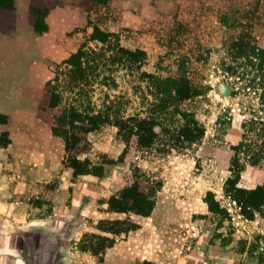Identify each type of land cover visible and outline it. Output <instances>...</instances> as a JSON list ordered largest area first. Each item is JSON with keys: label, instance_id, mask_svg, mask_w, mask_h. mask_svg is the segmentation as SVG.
I'll return each instance as SVG.
<instances>
[{"label": "rangeland", "instance_id": "rangeland-1", "mask_svg": "<svg viewBox=\"0 0 264 264\" xmlns=\"http://www.w3.org/2000/svg\"><path fill=\"white\" fill-rule=\"evenodd\" d=\"M65 2L82 4L95 25L113 33V46L142 50L125 67L99 70L85 104L125 118L149 115L156 101L142 72H185L205 92L180 104L191 112L187 118L155 112L159 124L146 145L130 140L127 148L123 129L105 123L65 147L51 180L1 199L0 264H264V187L251 192L264 184V159L247 163L242 146L235 161L232 147L251 127L242 120L260 106L264 0H131L147 14L128 24L121 23L122 0H30L21 22L40 29L46 8ZM15 3L0 0V25L9 23ZM92 31L78 36L98 49ZM225 112L231 122L219 123ZM258 135L247 133L253 147Z\"/></svg>", "mask_w": 264, "mask_h": 264}, {"label": "crops", "instance_id": "crops-1", "mask_svg": "<svg viewBox=\"0 0 264 264\" xmlns=\"http://www.w3.org/2000/svg\"><path fill=\"white\" fill-rule=\"evenodd\" d=\"M29 2L16 0L9 14L11 20L0 25V200L3 203L15 199V192L36 185L38 180L48 182L53 171L60 172L65 142L39 115V105L46 83L54 76L52 64L75 52L83 43L78 35L85 27L89 31L95 25L82 4L65 2L46 8L42 18L45 29L38 30L33 22H21V12L27 13ZM122 6V24L141 23L146 17L147 7L142 8L141 2L136 10L131 0H122ZM3 15L0 9V16ZM37 219L44 218L29 221Z\"/></svg>", "mask_w": 264, "mask_h": 264}, {"label": "trees", "instance_id": "trees-1", "mask_svg": "<svg viewBox=\"0 0 264 264\" xmlns=\"http://www.w3.org/2000/svg\"><path fill=\"white\" fill-rule=\"evenodd\" d=\"M93 1L105 3L108 0ZM43 29H45V25L38 30ZM92 30L91 39L101 42V47L98 49L86 48V45L82 43L69 57L62 62L56 63L54 76L46 83L39 105V115L50 123L56 135L64 139L67 150L73 149L85 133L95 130L105 123H114L121 130L123 129V136L126 137L127 148L129 147L130 140H133L137 144L146 145L153 139L154 126L159 124L158 115L155 112L161 113L171 109L173 112L182 114L185 118L190 116L189 114L191 112L188 109L180 107V104L187 99L204 94L205 90L203 86L200 87L193 83L185 72L165 76H155L145 72L140 73V76L150 78L149 88H152L151 90L152 93L154 92L153 96L156 101L152 102L153 108L148 113L149 115L144 117L138 118L131 115L125 118L124 114L113 110L111 107L95 108L90 102L85 104L83 99L87 98L90 92L88 90L89 92L87 93L85 88H88L90 85L91 90L93 89L95 80L99 75V70L111 69L109 68L111 64L114 65L113 70L116 71L120 65L125 67L127 62L135 60V55H142L141 49L131 50L123 47L121 44L116 46L114 44L113 46L109 41L113 33L107 32L104 29L102 30L98 25H94ZM106 43H108L107 48L105 47ZM257 54V70L260 79L258 91L260 106L257 112L253 113L251 117H245L242 120L244 127L248 125L251 127L248 126L243 131V137L239 142L232 145L234 149L233 160H238V151H242L241 147L245 146L244 149L248 155L247 163L252 165L259 164L264 159V49L261 48ZM106 65L109 67H106ZM112 79L113 81L115 80L114 77ZM107 81L108 77L104 75L101 82L108 84L109 82ZM65 92L67 96L64 95ZM69 97L73 99V102H67ZM47 109L50 111L48 112L49 115L46 114ZM226 112L218 115L217 121L219 123L231 122V115ZM125 121L129 124H125ZM192 123L195 124L196 121L192 120ZM254 129L259 131L258 136L261 137L259 139L260 141L257 140V147H253L251 139L249 141L247 139V133ZM193 130L203 132V129L198 127H193ZM188 134L197 135L191 132H188ZM234 165L233 163L232 167ZM232 170L236 171L234 167ZM262 187H264V184L252 189L251 192L260 193ZM207 201L208 205L212 208L213 202L215 201L212 198L207 199Z\"/></svg>", "mask_w": 264, "mask_h": 264}]
</instances>
